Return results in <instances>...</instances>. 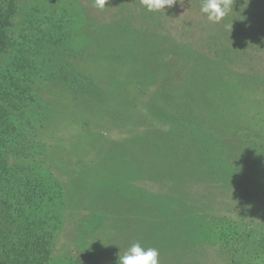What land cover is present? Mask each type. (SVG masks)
<instances>
[{
    "label": "rangeland",
    "instance_id": "1",
    "mask_svg": "<svg viewBox=\"0 0 264 264\" xmlns=\"http://www.w3.org/2000/svg\"><path fill=\"white\" fill-rule=\"evenodd\" d=\"M63 104L78 146L67 141L73 124L46 127L65 118ZM140 160L183 180L184 168L199 173L196 186L182 184L192 194L181 210L75 206L83 178L125 166L135 172L125 183L163 193L162 179H139ZM177 174L171 203L182 201ZM262 209L264 0H233L219 24L200 0L165 14L139 0H108L102 11L93 0H13L0 53V262L14 258L10 231L40 223L58 264H118L135 242L165 251L160 264H264Z\"/></svg>",
    "mask_w": 264,
    "mask_h": 264
},
{
    "label": "trees",
    "instance_id": "2",
    "mask_svg": "<svg viewBox=\"0 0 264 264\" xmlns=\"http://www.w3.org/2000/svg\"><path fill=\"white\" fill-rule=\"evenodd\" d=\"M4 10L5 11L3 12V15L0 16V53L3 52L6 47V29L9 26V19L13 13V0H7V6ZM151 18L152 16L150 15L144 16V19L146 20H150ZM49 107L50 104H48V109ZM63 109L67 110V113L64 116L65 118H63L61 113V122L55 123V120L57 118L56 116H53V118H51L49 121H46V127H51V130L58 128L59 130L64 131L66 130L68 125L73 124L70 115H72L74 111L64 104ZM42 115L43 118L47 119L45 113ZM71 128H73L74 130V128H77V124H73ZM67 136L69 146L74 147L80 144V137L78 135V131L74 130L72 132H69L67 133ZM166 151L167 148H165V152ZM142 155L143 153L139 156V158H141ZM149 155L153 156L154 154L149 153ZM140 167L141 168L137 174L139 179H149L148 177H150V179L154 181L158 180L159 178L162 179V186H160L162 187L163 193L151 192L148 189L128 185L130 182L128 184L125 183L124 178H132L134 177L133 174L135 173L132 171L131 167L128 168V166H125L122 167L121 173H119V175L115 174V177L111 179L107 178L101 180L99 179V177H87L85 181L83 178V183L79 184V187L77 189V192L80 194V196L73 197L75 199V206L81 208L90 207L91 209L95 210L96 213L98 211L97 208H100L99 210H101L102 212H104V210L107 212H114L113 209H116V212L123 214V212L126 213L132 211L136 207H144V209L147 211H155V213H157L158 210L162 209L168 214H171L172 212H178L174 211L172 206H175V209L181 210V207H183V204L186 202V199H189L187 198V195L192 194L191 191L189 193V189L182 185L184 181L187 180L186 185L188 183V186L190 187L191 185L196 186L194 181L199 180V173L197 171L189 174L185 168L184 170L186 171V174H188V176L186 177V179L183 180L182 174L179 172V169H177L178 171H176V169L172 170L169 167L165 169V167L159 166L148 168L145 167V164L142 161L140 163ZM179 168L183 169L182 167ZM167 170L170 171L172 177L176 173H178V181L176 183L180 185V187L176 190V192L179 191V193L181 194L180 198L182 199V201H178L177 203H171L166 197L170 195L168 193V189L170 186L168 182L172 179V177L167 174ZM128 192H136L138 194V196H136L135 198V202L128 199ZM148 200L154 202V210L152 206L147 207L144 204V201ZM260 211H262V213H260L261 216H264V210L262 209ZM166 216L167 215H165L164 217ZM98 219L101 220V217L98 216ZM36 225V227L32 226L27 229L24 228V230H19L18 227H16L17 229L14 228V230L10 231L12 239L10 238L9 247L11 249V252H13L14 258L11 259V261H7L6 263L0 262V264H58L53 262V256L57 249L55 247V240L52 238V236L50 237L52 231L46 229L47 226H43L40 223H37ZM16 235L20 236L18 239H16V241H13V238H16ZM261 235L264 236V229L256 236L258 238ZM164 252L165 251L161 249L160 255ZM89 262L93 263L90 260ZM93 264L96 263L94 262Z\"/></svg>",
    "mask_w": 264,
    "mask_h": 264
},
{
    "label": "clouds",
    "instance_id": "3",
    "mask_svg": "<svg viewBox=\"0 0 264 264\" xmlns=\"http://www.w3.org/2000/svg\"><path fill=\"white\" fill-rule=\"evenodd\" d=\"M147 12H163L175 3L183 5V0H139ZM108 0H93V7L104 10ZM233 11V0H200V13L211 24H219ZM232 26V24H231ZM160 251L156 247H143L139 242L132 243L122 255L118 254V264H160Z\"/></svg>",
    "mask_w": 264,
    "mask_h": 264
},
{
    "label": "crops",
    "instance_id": "4",
    "mask_svg": "<svg viewBox=\"0 0 264 264\" xmlns=\"http://www.w3.org/2000/svg\"><path fill=\"white\" fill-rule=\"evenodd\" d=\"M217 250H219V251H220V250H221V248H219V247H218V248H217ZM217 252H218V251H217ZM218 253H219V252H218ZM220 253H221V251H220Z\"/></svg>",
    "mask_w": 264,
    "mask_h": 264
}]
</instances>
